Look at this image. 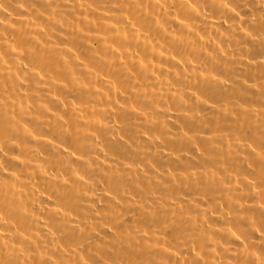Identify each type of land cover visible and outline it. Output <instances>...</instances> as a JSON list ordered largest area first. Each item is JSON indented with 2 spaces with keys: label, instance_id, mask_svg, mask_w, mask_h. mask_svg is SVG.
Here are the masks:
<instances>
[{
  "label": "clouds",
  "instance_id": "1",
  "mask_svg": "<svg viewBox=\"0 0 264 264\" xmlns=\"http://www.w3.org/2000/svg\"><path fill=\"white\" fill-rule=\"evenodd\" d=\"M0 264H264V0H0Z\"/></svg>",
  "mask_w": 264,
  "mask_h": 264
}]
</instances>
